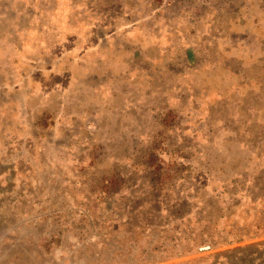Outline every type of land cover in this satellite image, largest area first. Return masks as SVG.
Instances as JSON below:
<instances>
[{
	"label": "rangeland",
	"instance_id": "1",
	"mask_svg": "<svg viewBox=\"0 0 264 264\" xmlns=\"http://www.w3.org/2000/svg\"><path fill=\"white\" fill-rule=\"evenodd\" d=\"M0 264H264V0H0Z\"/></svg>",
	"mask_w": 264,
	"mask_h": 264
}]
</instances>
